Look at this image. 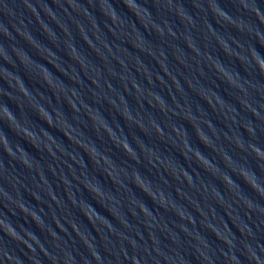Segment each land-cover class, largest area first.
<instances>
[{"label": "water", "instance_id": "1", "mask_svg": "<svg viewBox=\"0 0 264 264\" xmlns=\"http://www.w3.org/2000/svg\"><path fill=\"white\" fill-rule=\"evenodd\" d=\"M126 2L0 0V264H264V0Z\"/></svg>", "mask_w": 264, "mask_h": 264}, {"label": "clouds", "instance_id": "2", "mask_svg": "<svg viewBox=\"0 0 264 264\" xmlns=\"http://www.w3.org/2000/svg\"><path fill=\"white\" fill-rule=\"evenodd\" d=\"M125 3L126 5L128 6L126 0H125ZM255 55V54H254ZM257 65H258V68L259 70L264 73V61H260L258 58H257ZM50 125H51V122H48ZM239 146V145H238ZM123 148H127L128 149V145L127 144H124L123 145ZM253 152L254 154L257 156V158H260V159H264V155L261 154V151L258 149V148H253ZM23 163L27 164V161H22ZM245 179L247 180V177H245ZM254 189L256 188V185L255 184H252L251 185Z\"/></svg>", "mask_w": 264, "mask_h": 264}]
</instances>
